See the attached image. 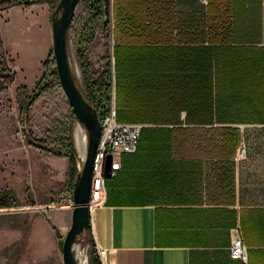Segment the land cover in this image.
Here are the masks:
<instances>
[{
  "label": "crops",
  "instance_id": "0c3cea01",
  "mask_svg": "<svg viewBox=\"0 0 264 264\" xmlns=\"http://www.w3.org/2000/svg\"><path fill=\"white\" fill-rule=\"evenodd\" d=\"M173 8L221 23L225 38L208 46L212 124H190L183 110L175 127L236 128L239 152L233 162L206 160L197 146L182 145L158 164L122 154L91 237L105 249L101 264H264V0H173ZM236 233L245 262L231 257Z\"/></svg>",
  "mask_w": 264,
  "mask_h": 264
},
{
  "label": "trees",
  "instance_id": "16d2710c",
  "mask_svg": "<svg viewBox=\"0 0 264 264\" xmlns=\"http://www.w3.org/2000/svg\"><path fill=\"white\" fill-rule=\"evenodd\" d=\"M83 1L89 23L78 38L76 56L83 78L82 90L100 119L103 120L108 114L115 93L118 122L151 126L143 129L136 151L142 154V158L150 157L152 163L158 164L166 156L175 159L182 154L176 151V146L195 145L200 149V158L233 162L241 144L238 129L175 127L180 123L179 117L183 110L187 112L186 122L190 124H212L209 116L213 111V86L208 46L225 41L222 24L216 23L214 19L207 20L203 14H178L173 8V0H114L112 10L118 17L114 32L117 28L121 29L129 33L128 37L132 39L123 42L116 40L113 47V83L111 63L99 77H92L85 47L98 29L109 30L111 0ZM45 3L56 7L54 0H0V10ZM124 11L129 13L130 18L122 17ZM119 12L120 16H117ZM52 72L53 75L57 74L56 69ZM15 76L16 73L0 59V90L12 83ZM50 82L47 77L40 81L28 96V105L43 94ZM191 113L193 118L189 117ZM27 114L26 111L25 119ZM75 122L77 119L72 113L69 125L61 126V134L57 139H35L31 134L27 135L31 146L68 160L72 192L79 173L75 164L73 139ZM169 125L173 127H167ZM232 165L230 167L234 170ZM13 198L14 193L11 191L0 192V207L13 204ZM54 232L59 234L56 228ZM88 242L89 264H101L91 234Z\"/></svg>",
  "mask_w": 264,
  "mask_h": 264
},
{
  "label": "rangeland",
  "instance_id": "374dc122",
  "mask_svg": "<svg viewBox=\"0 0 264 264\" xmlns=\"http://www.w3.org/2000/svg\"><path fill=\"white\" fill-rule=\"evenodd\" d=\"M59 1L54 0V7ZM109 5V30L98 29L85 47L92 77H99L111 63L115 83L113 47L116 40L132 38L121 29L114 32L118 17L113 13L114 23L110 24L113 10ZM55 8L45 3L0 10V59L16 73L15 80L0 90V192L14 193L13 204L0 208V264H63L62 243L72 223L68 160L43 152L27 141L30 134L35 139H57L61 126L69 125L73 113L58 74L52 72L56 69L51 25ZM122 17L130 18L125 11ZM88 23L81 0L68 31L70 66L81 88L84 85L76 44ZM44 77L51 80L49 87L28 105V96ZM114 99L115 93L113 102ZM79 128L87 134L78 121L73 123L78 172L85 158L77 144ZM86 139L88 145V135ZM55 228L59 234L54 232ZM88 244L85 239L76 242L74 253L78 263L83 254L89 264Z\"/></svg>",
  "mask_w": 264,
  "mask_h": 264
},
{
  "label": "water",
  "instance_id": "95a60500",
  "mask_svg": "<svg viewBox=\"0 0 264 264\" xmlns=\"http://www.w3.org/2000/svg\"><path fill=\"white\" fill-rule=\"evenodd\" d=\"M81 0H60L51 16L53 52L60 85L77 121L87 131L88 145L82 172L73 184L72 223L62 243L63 264H78L74 246L78 240L89 238L92 221L89 210L93 163L101 137V119L97 110L87 101L73 75L68 53V31ZM112 156L105 165V177L110 178Z\"/></svg>",
  "mask_w": 264,
  "mask_h": 264
},
{
  "label": "built area",
  "instance_id": "2783aa9c",
  "mask_svg": "<svg viewBox=\"0 0 264 264\" xmlns=\"http://www.w3.org/2000/svg\"><path fill=\"white\" fill-rule=\"evenodd\" d=\"M78 124L80 127H82L79 122ZM101 126V137L97 146L93 163V173L90 190L89 210L92 223L95 210L103 206L107 201V178L105 177V165L107 157L109 155L112 156L110 178H114L121 170V155L136 153L142 131L145 127L144 125L139 123L118 122L114 102L112 103L108 114L103 118V120H101ZM243 152L244 151L242 150L240 156L243 155ZM84 163L85 158L83 159V166L79 171L80 173L83 170ZM51 207L52 206H48L47 208ZM75 247L76 245L74 246V248ZM230 252L233 259H239L244 262L246 261L247 248L243 243V238L240 233H236L233 236ZM97 255L100 261H102L105 255V249L97 246Z\"/></svg>",
  "mask_w": 264,
  "mask_h": 264
},
{
  "label": "bare ground",
  "instance_id": "6f19581e",
  "mask_svg": "<svg viewBox=\"0 0 264 264\" xmlns=\"http://www.w3.org/2000/svg\"><path fill=\"white\" fill-rule=\"evenodd\" d=\"M76 139H77L78 147L81 149L82 155L84 156L86 152L87 139L85 133L83 132V130H81V128H79L76 132ZM79 249L80 247L77 248V250ZM87 261L88 260L86 259V257H84L83 254H81L80 264H88Z\"/></svg>",
  "mask_w": 264,
  "mask_h": 264
}]
</instances>
